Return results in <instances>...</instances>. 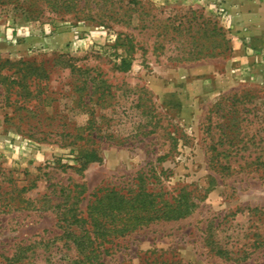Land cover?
Listing matches in <instances>:
<instances>
[{
    "label": "rangeland",
    "instance_id": "1",
    "mask_svg": "<svg viewBox=\"0 0 264 264\" xmlns=\"http://www.w3.org/2000/svg\"><path fill=\"white\" fill-rule=\"evenodd\" d=\"M121 1L72 0L67 14L38 1L29 14V1L0 0V264H71L63 214L135 190L142 172L195 208L125 236L100 264H264V25L245 34L236 9L252 0H134L126 13ZM204 19L230 53L180 58ZM29 67L41 78L21 80ZM79 148L101 160L81 170Z\"/></svg>",
    "mask_w": 264,
    "mask_h": 264
},
{
    "label": "trees",
    "instance_id": "2",
    "mask_svg": "<svg viewBox=\"0 0 264 264\" xmlns=\"http://www.w3.org/2000/svg\"><path fill=\"white\" fill-rule=\"evenodd\" d=\"M12 1L19 2V5L20 3H24V1H29L30 5L25 6L29 14L35 9L39 10L35 3L38 1L46 3L49 11L55 14H67L75 9L72 0ZM120 2L122 1L120 0ZM125 2L120 7L124 13L131 11V6L136 4L134 0H126ZM112 6V4H109V7ZM79 11L81 12L82 10L80 9ZM200 18H202L201 15H199ZM208 25L211 26L209 33L205 29ZM179 26H181V23H179ZM179 26L175 30L178 31ZM167 27L166 25L163 27V32H165L162 36L163 41L166 40L164 38L167 35ZM172 30H174V27ZM191 38L192 46L190 51H183L180 58L186 56V59L199 60L201 58L224 57L230 53L228 47L230 39L227 37L225 30L216 21L204 19L201 25L198 26L195 35ZM173 40L169 39L167 41ZM119 42L122 43L120 44L122 46L126 45L129 50L132 49L129 40L126 39V43H124V40L120 41V38H118L117 43ZM159 46L163 48L162 45ZM21 63L22 65L27 64L26 62ZM130 65L129 61L122 58L118 69L127 71ZM74 70V67H71V72H74ZM37 71V69L32 67L21 69L19 77L23 80L30 74L34 79H39L41 75ZM93 86L91 84L88 89L90 97L95 94ZM77 104V107L85 112V107L88 104L82 99H79ZM89 124H91V121H89ZM90 136L89 132L85 136L79 133L70 135V137L77 140H87ZM77 158L81 170H84L89 164L101 160L95 149L79 148L77 149ZM154 179V175L142 172L136 179L135 190L131 192L120 193L115 190L99 191L88 202L84 216L73 207L74 204L67 209L62 218L63 222L68 223L65 226L66 229L63 235L71 243L75 253V259H73L71 264H100V260L112 250V247L119 245V241L132 232L157 222H175L181 220L193 211L195 204L188 198L187 194L179 191L168 199L161 191H156ZM69 213L71 216L68 219L67 214ZM73 226H75V229H71ZM161 264L182 263L163 262Z\"/></svg>",
    "mask_w": 264,
    "mask_h": 264
},
{
    "label": "crops",
    "instance_id": "3",
    "mask_svg": "<svg viewBox=\"0 0 264 264\" xmlns=\"http://www.w3.org/2000/svg\"><path fill=\"white\" fill-rule=\"evenodd\" d=\"M235 9V8H234ZM238 13V17L243 16L246 21L250 20V22L247 23V32L245 34H248L250 36V33L248 32L249 29L252 30L251 24H261L264 25V0H252L251 2V6L249 8V10L245 11L242 6H237L236 8ZM236 12H234L235 14ZM251 20L253 22H251ZM255 22V23H254ZM251 23V24H250ZM246 35V36H248ZM238 36L237 38L233 39L234 41L238 40ZM238 47V44L235 42V49Z\"/></svg>",
    "mask_w": 264,
    "mask_h": 264
}]
</instances>
